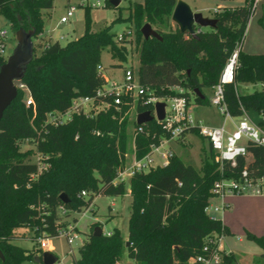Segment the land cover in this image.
I'll list each match as a JSON object with an SVG mask.
<instances>
[{"label":"trees","instance_id":"obj_1","mask_svg":"<svg viewBox=\"0 0 264 264\" xmlns=\"http://www.w3.org/2000/svg\"><path fill=\"white\" fill-rule=\"evenodd\" d=\"M176 2H129L127 20L134 23L139 44V82L152 89L149 96H186L190 100L188 92H192L196 104L207 105L203 88L215 86L236 44L241 46L255 0L215 11V27H195L196 38L181 32L177 25L171 27ZM107 5L113 6L110 0ZM52 7L53 0H0V13L8 19L11 29H35V35L44 29L42 10ZM145 23L161 39H144L140 28ZM110 29L111 25H107L93 31L87 17L85 30L77 39L64 45L59 41L42 45L22 79L35 105L27 106L25 92L17 89L15 99L3 113L0 120V251L4 259L0 258V264H27L42 254L41 247L24 249L13 243V239L22 237L17 231L20 227H37L35 237L41 233L48 238L58 237L68 227L61 221L59 206L80 212L81 206L91 204L95 195L123 196L126 192L125 184L115 183L114 178L126 160L128 112L133 101L125 96L116 108L112 96L96 95L105 83L97 69L101 65L102 50L108 48L111 56L121 62L127 59L129 39L124 33L125 37L118 40ZM4 61L0 56V64ZM235 67L233 81L224 85V102L230 115L264 114L263 87L246 94L239 93L237 88L238 83L264 86V53L243 52L240 48ZM147 68L151 80L146 76ZM166 71L165 79H156L153 75ZM176 86L184 92L173 89ZM196 88L203 98L196 96ZM78 96L94 97L95 104L105 102L107 108L94 114L73 113L63 124L47 121L49 113L66 111L71 100ZM147 96L136 100L138 113L154 112L153 103H143ZM134 123L137 127H147L134 135L136 159L149 153L151 145L158 146L170 136L155 119L140 125ZM187 134L205 139L195 127L185 129L177 139ZM25 141L34 143L38 152L48 154L42 159L48 164L46 169L40 170L37 163L28 160L32 151L20 148ZM247 154L239 156L234 165L225 162L220 166L209 145V150L203 152L200 168L185 163L173 153L165 165L135 172L129 182L127 240L117 227L109 234L96 236L95 226L86 233L78 258L70 264H118L124 253L133 264H188L192 257L203 254L202 247L209 234H229L220 218L211 217L205 211L213 197L214 182L238 178L244 169L250 177L264 176V147L249 143ZM82 191L88 193L86 199L81 198ZM61 193L67 195L68 203L61 201ZM73 220L77 222L75 217ZM247 237L254 238L262 249L251 264H264V234L256 237L247 232ZM221 252L222 264H239L234 253Z\"/></svg>","mask_w":264,"mask_h":264},{"label":"rangeland","instance_id":"obj_2","mask_svg":"<svg viewBox=\"0 0 264 264\" xmlns=\"http://www.w3.org/2000/svg\"><path fill=\"white\" fill-rule=\"evenodd\" d=\"M109 0H53V7L48 10H42V17L44 20V29L39 35H34L32 40L34 43V54H38L41 50L42 45L51 36V40L55 41L58 39L59 42L64 45L68 41L75 40L81 36L85 30L86 19L90 20L91 29L97 31L104 26L111 25L110 31L116 35L127 33L129 43L126 45L127 48V59L125 62H121L111 56L108 48H105L101 52L100 64L103 67V75L109 78H115L121 80L123 76V70L126 67H131L135 70V76L139 77L138 74V52L139 44L134 34L135 25L133 22L127 20L129 14L128 5L130 1L141 2L143 0H120L117 7L108 6ZM191 9H198L205 17H214L215 11L221 10L224 7H237L243 6L246 0H227L220 2L219 0H183ZM222 1V0H221ZM254 3V8L249 22L246 26L245 36L243 38L241 49L243 52L253 54L264 53V23H261V18L264 16V1ZM222 4L224 7H220ZM69 7H74L72 16L69 17L65 23H60V17L65 15ZM115 20L116 18H118ZM171 27L174 28L175 24L170 21ZM203 29H209L203 27ZM5 30L6 36L3 39L5 45L3 55L6 59L11 53L12 49L16 44L15 30L11 29L10 23L6 17L0 13V31ZM48 36V37H47ZM60 37H62L60 39ZM2 38H0L1 40ZM119 64V65H118ZM115 65V66H112ZM147 70V71H146ZM145 71L148 79H153L149 74V68ZM145 72V73H146ZM150 75V76H149ZM156 79H165V74H153ZM153 76V77H154ZM154 77V78H155ZM262 85L259 83H238V92L246 94L254 90L262 89ZM203 93L208 99L207 105H198L194 101V94L188 92L191 104V113L196 119H201L204 124L209 125H222L224 121L222 116L219 114L217 108L209 100L212 97V89L203 88ZM163 101V100H157ZM154 105V103H153ZM103 106V105H102ZM102 106L92 108L91 104L86 107L87 112L94 114ZM107 108V107H105ZM138 109L136 103L128 112V123L126 129V160L123 169H126L134 162V135L137 131L147 130V127H137L134 123ZM250 118L258 122L259 115L255 113L249 114ZM240 119L233 117L228 119L225 124L227 129L230 131L234 128V122L238 123ZM20 148L22 151L31 150L32 153L29 155L28 160L31 162H38V160L45 159L48 154L38 152L35 144L31 141H25L21 143ZM170 148L173 153L180 156L185 162L192 164L196 168H200L202 164L203 152L209 150V145L206 139H202L200 136L195 134H187L184 138L170 139L165 141L160 146L158 151L153 152V158H159V152ZM215 155V153H214ZM216 155L214 160L216 161ZM132 175L128 173L124 174V181L126 192L123 196H106V195H95L91 204L87 207L83 204L80 212L70 211L69 215L61 216V221L66 222L69 227L74 228V232L71 235L76 234V238L73 239L72 243L67 242L65 235L58 237L49 238L48 245L53 246L51 251L56 260L53 264H70L73 260L79 256L78 249L85 239L86 233L92 230L99 223L103 233L110 231L114 227L120 229L123 236H126L128 229V216L130 210V197L127 194L129 189V182ZM252 193L240 194L243 196H249ZM86 195L81 194V198L86 199ZM253 195V194H252ZM264 196V193H263ZM74 217L77 222H74ZM264 207L259 210L244 211L237 218L232 221L233 233L232 235H225L222 240V244L225 246V250L234 252L236 254L244 253L247 255L257 256L261 253L262 249L259 244L252 237H247V232L259 237L264 234ZM22 237L13 239V243L24 248V249H37L40 247L38 239L35 237L34 229L28 227H20L17 230ZM127 240V239H126ZM47 247H42V251H46ZM255 258V257H253ZM258 259V258H256ZM255 261V259H254ZM27 264H40L35 263L34 260L28 261ZM118 264H133V260L123 254Z\"/></svg>","mask_w":264,"mask_h":264},{"label":"built area","instance_id":"obj_3","mask_svg":"<svg viewBox=\"0 0 264 264\" xmlns=\"http://www.w3.org/2000/svg\"><path fill=\"white\" fill-rule=\"evenodd\" d=\"M74 7H69L65 15L60 17V23H65L68 21L69 17L72 16ZM126 34V38L129 34ZM6 36V31H0V56H3V51L5 48V43L3 39ZM124 33L116 35L118 40L122 39ZM62 37H60L61 39ZM55 41H59L55 39ZM48 39L44 42L43 45H48L50 42H55ZM240 44H236L234 51L229 56L227 62L223 66V70L220 73L218 82L212 88V97L209 100L211 105L213 104L219 114L222 116L224 123L222 125H209L204 124L201 119H196L191 113V104L190 100L186 96H167V97H154L152 95V89L149 86L142 85L139 82V78L135 76V70L131 67H126L123 70V76L121 80H116L115 78H109L104 76L105 83L96 91L97 96H106L110 95L113 98V104L116 108L123 102V97L127 96L132 98L133 103L136 102L139 98L148 95L143 103H154L157 100H163L165 105L164 118L159 122L162 127L169 132L170 136L168 139H164L161 143L157 145H151V150L145 156L140 159L134 158L132 165L126 169L119 170L114 178V182H123L125 177L124 174L133 175L135 172H146L150 168L155 166L165 165L169 158L172 156L173 152L170 148L159 152V158H153V152L158 151L160 146L165 141L170 139H177L181 136L182 132L189 128L195 127L199 134L203 136L209 145L214 150L216 161L222 166L223 163L228 162L232 165L235 164L239 156L246 157L247 147L249 143L254 145L264 147V114L259 113V121L256 122L250 118L249 113L243 112L241 116H238L240 119L238 123L234 122V128L228 130L225 122L229 119H232L234 116L230 115V112L227 109L226 102H224V85L229 84L234 79L235 66L237 65L238 52L240 50ZM98 71L102 73L103 67L98 66ZM103 74V73H102ZM15 85L17 89H21L26 94L25 103L27 106H34V100L30 94V91L27 85L22 81H16ZM173 89L177 90L180 93H183L184 90L181 87H174ZM264 89V86H263ZM94 97L88 96H78L71 100V103L66 111L59 112L54 111L47 115V121L58 125L63 124L71 119L73 113H85L87 112L86 107L91 104L92 108L102 106L99 110L104 109L108 104L101 102L99 104L94 103ZM133 106V105H132ZM141 131V130H140ZM40 170H44L47 167V163H44L41 159L38 162ZM242 174L238 178H221L214 182L212 187L213 197L220 198L221 200L231 194H244L252 193L256 195H261L264 193V176L253 178L248 176V171L245 169L241 171ZM82 195H86L85 191L81 192ZM216 211L222 209V204L215 205ZM210 208L208 205L205 208L207 212ZM67 212V209L61 205L58 208L59 216H63ZM37 227L34 228V230ZM75 230L72 227H67L61 235L67 237V242L72 243L73 239L76 238V234L71 235ZM110 231L106 232L109 234ZM223 233H212L209 234L204 241L202 251L203 254H198L192 257L188 264H222V252L220 249L221 241L223 239ZM40 243V247H47L49 238L45 237L43 233L36 237Z\"/></svg>","mask_w":264,"mask_h":264},{"label":"water","instance_id":"obj_4","mask_svg":"<svg viewBox=\"0 0 264 264\" xmlns=\"http://www.w3.org/2000/svg\"><path fill=\"white\" fill-rule=\"evenodd\" d=\"M110 2L113 6H118L120 0H110ZM171 20L178 26L181 32L188 33L195 38L197 37L195 27L213 28L217 22V19L214 17L209 18L203 16L200 12H193L191 7L183 0H177L171 15ZM140 32L144 39H148L149 37L161 39V36L149 23H145L140 28ZM34 35L35 29L26 30L23 27L18 28L15 31L16 44L14 48L5 61L0 64V120L5 109L17 95L15 82L24 78L27 66L33 59L34 43L32 38ZM194 93L196 96L204 97L198 88L194 89ZM165 105L166 103L164 101H156L154 104V112L151 113L149 110L139 112L136 116V123L138 125L145 124L153 119L161 121L164 118ZM59 198L63 203L69 202V198L65 193H61ZM102 233L101 227L96 226L94 228V235L99 236ZM0 258L2 260L4 259L1 251ZM55 260V255L48 250L43 251L41 255H37L34 258V262L40 264H53Z\"/></svg>","mask_w":264,"mask_h":264},{"label":"crops","instance_id":"obj_5","mask_svg":"<svg viewBox=\"0 0 264 264\" xmlns=\"http://www.w3.org/2000/svg\"><path fill=\"white\" fill-rule=\"evenodd\" d=\"M219 1L220 2H224V1H221V0H219ZM262 1H264V0H257L256 2H262ZM219 5H220L219 8L224 7L222 4H219ZM198 11H199L198 9H194L193 12H198ZM171 22H173V21L171 20ZM50 37L51 36H49L48 39H50ZM127 194L130 197L129 189H128ZM130 201H131V197H130ZM220 204H222L223 208L218 210V211H216L215 205H220ZM209 205H210V208L208 209L207 213L211 217L220 218L221 221H222V224H224L227 227L228 231H229L228 235H230V234L232 235V233H233L232 232L233 231L232 221L235 218H237L239 216V214H241L244 211L255 210V211L259 212V210H261L264 207V196H263V194H261V195H256V194L252 195L251 194V195H249L247 197V196H243V195H240V194H231V195L225 196L222 200L220 198H217V197H212L210 199ZM121 236L126 240L127 237H128V231H127L126 236H123L122 233H121ZM222 243H221V246H220V249L222 251H224L225 253H232V254L234 253V252L225 250V246ZM48 246H50V247L46 248V250H49V249L52 250V251L54 250L53 246H51V245H48ZM234 254L237 257L239 264H251V262L254 259H256L259 256L260 253L257 256H253L251 254L247 255V254H244V253H239V254L234 253ZM253 257H255V258H253Z\"/></svg>","mask_w":264,"mask_h":264}]
</instances>
